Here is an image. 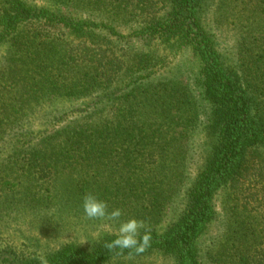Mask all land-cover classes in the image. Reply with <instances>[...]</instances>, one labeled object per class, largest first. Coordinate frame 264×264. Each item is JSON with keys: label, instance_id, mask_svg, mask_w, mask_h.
Listing matches in <instances>:
<instances>
[{"label": "trees", "instance_id": "obj_1", "mask_svg": "<svg viewBox=\"0 0 264 264\" xmlns=\"http://www.w3.org/2000/svg\"><path fill=\"white\" fill-rule=\"evenodd\" d=\"M224 1L230 51L212 0H0V264H264V0Z\"/></svg>", "mask_w": 264, "mask_h": 264}, {"label": "rangeland", "instance_id": "obj_2", "mask_svg": "<svg viewBox=\"0 0 264 264\" xmlns=\"http://www.w3.org/2000/svg\"><path fill=\"white\" fill-rule=\"evenodd\" d=\"M221 2H225L224 0H212L210 5V10L206 13L205 19L207 25L210 24L212 26L213 32L216 35L219 44L221 45L223 50H228L232 48L237 38V30L234 27L233 23L237 21L235 17H232V13L230 12L231 5L223 6ZM220 6V8H219ZM227 17L225 20L224 18ZM229 18V20H228ZM138 46V44H137ZM192 58L184 55L182 58L183 63H189ZM180 61V60H179ZM220 211V210H219ZM262 214H264V205L261 210ZM221 213V211H220ZM21 230H25L22 226H20ZM223 232L222 220L221 217L211 226L207 235L204 237V243L208 244L210 239H214L218 237ZM14 239L17 237L12 235ZM155 264H168L164 262L161 258H156L154 261Z\"/></svg>", "mask_w": 264, "mask_h": 264}, {"label": "clouds", "instance_id": "obj_3", "mask_svg": "<svg viewBox=\"0 0 264 264\" xmlns=\"http://www.w3.org/2000/svg\"><path fill=\"white\" fill-rule=\"evenodd\" d=\"M82 206L84 214L90 219L107 217L115 220L122 215V211L119 208H116L109 213L107 211V203L92 194H88L84 197ZM141 227H143L142 222L135 219H130L127 222L122 223L119 228L120 235L108 244V247L119 249L136 248L137 251H143L148 245L150 237L149 235H145L142 243H139L138 246L136 234ZM42 264H46V261L42 262Z\"/></svg>", "mask_w": 264, "mask_h": 264}]
</instances>
